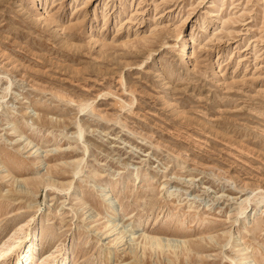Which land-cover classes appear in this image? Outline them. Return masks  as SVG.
<instances>
[{
	"label": "rangeland",
	"instance_id": "rangeland-1",
	"mask_svg": "<svg viewBox=\"0 0 264 264\" xmlns=\"http://www.w3.org/2000/svg\"><path fill=\"white\" fill-rule=\"evenodd\" d=\"M20 226L53 264H264V0H0Z\"/></svg>",
	"mask_w": 264,
	"mask_h": 264
},
{
	"label": "bare ground",
	"instance_id": "bare-ground-1",
	"mask_svg": "<svg viewBox=\"0 0 264 264\" xmlns=\"http://www.w3.org/2000/svg\"><path fill=\"white\" fill-rule=\"evenodd\" d=\"M186 54V52H184ZM184 55V54H183ZM102 117V116H101ZM110 199V198H109ZM110 201V200H109ZM111 208H114L112 204H110ZM244 212V211H243ZM242 213V212H241ZM34 219L30 221V223H27V225L30 228L31 223ZM25 226L18 227L15 232L12 234L9 240H12V242H5L2 247H0V260L4 257H7L8 255H11L13 252L17 251L21 246V243L23 242V238L20 236L21 233H24ZM30 231V230H29ZM29 234L26 235L24 239V245L23 248L19 249V254L14 262V264H53L54 261H49V257H54V253L52 252L49 254L46 258H43L42 256L37 257L34 252V241H35V232L32 230L28 232ZM15 241V242H14ZM167 242H172L170 240H167ZM58 248V247H57ZM63 251V250H62ZM60 253V252H59ZM61 255V254H60ZM62 260L59 261L60 264H67V254H62ZM46 256V255H45ZM51 260V259H50ZM56 262V261H55Z\"/></svg>",
	"mask_w": 264,
	"mask_h": 264
}]
</instances>
